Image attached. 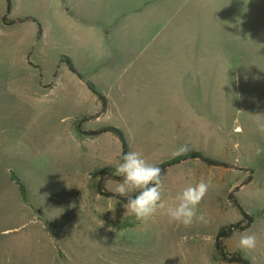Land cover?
Returning <instances> with one entry per match:
<instances>
[{
    "label": "rangeland",
    "instance_id": "rangeland-1",
    "mask_svg": "<svg viewBox=\"0 0 264 264\" xmlns=\"http://www.w3.org/2000/svg\"><path fill=\"white\" fill-rule=\"evenodd\" d=\"M20 4L37 23L25 24L23 40L0 35V264H227L216 236L242 220L230 193L254 222L223 245L264 264V134L256 124L264 115V0ZM87 83L104 96V112ZM75 124L119 129L129 150L156 166L197 152L227 167L186 160L169 168L165 209L142 222L96 188L117 195L119 180L109 176L120 161L117 138L79 136ZM181 145L189 151L178 153ZM96 169L105 175L90 176ZM201 179L210 185L199 206L207 222L169 223L167 206ZM242 233L255 234V249L240 248Z\"/></svg>",
    "mask_w": 264,
    "mask_h": 264
},
{
    "label": "clouds",
    "instance_id": "clouds-1",
    "mask_svg": "<svg viewBox=\"0 0 264 264\" xmlns=\"http://www.w3.org/2000/svg\"><path fill=\"white\" fill-rule=\"evenodd\" d=\"M257 129L264 134V115L257 114ZM189 151L187 145L178 147V153ZM115 176L121 179L116 182L115 192L127 198L124 204L126 213L133 214L137 220L147 222L158 211L165 209L162 200L163 180L161 169L150 163L139 151H129L123 154L116 163ZM209 183L201 179L195 184H188L175 196V202L167 206L164 214L169 223L190 226L194 222L206 223V216L199 213V206L207 195ZM134 195H131L133 194ZM109 210V209H107ZM102 221V220H101ZM103 221L100 226L103 225ZM257 237L255 234L242 233L239 237V246L244 250L255 249Z\"/></svg>",
    "mask_w": 264,
    "mask_h": 264
},
{
    "label": "trees",
    "instance_id": "trees-1",
    "mask_svg": "<svg viewBox=\"0 0 264 264\" xmlns=\"http://www.w3.org/2000/svg\"><path fill=\"white\" fill-rule=\"evenodd\" d=\"M6 3H7V13H9V11H10V0H6ZM21 21L22 20L17 19V20H14L12 23H14V22L18 23ZM23 21H33V22L37 23V21L34 18H25V19H23ZM3 22L4 23L7 22L6 18L3 19ZM41 36H42V30H41V27L38 25L37 38L39 39V38H41ZM60 62L64 63L67 66L69 72L72 73L74 76H76L79 80L82 81L81 75L76 71V69L74 68V66L71 63L69 58L61 57ZM86 86H87L88 90L93 95H95L97 97L98 101L101 103V106H102L101 112H104L106 109V103H105L106 100H105L104 96H102L100 93H98L96 91V89L93 87V85L87 83ZM74 131L79 136H98V135L104 134V133H111L117 138V140L120 143V146H121L120 160H121L123 154L129 152L128 142H127L124 134L119 129H116L114 127H107V128H103V129L96 130V131L86 132V131H82L80 129V124H78V125L75 124L74 125ZM186 160H199L202 163H204L205 165L210 166V167H225V168L227 167V165L224 163H220L218 161L204 157L200 153L192 152V153H187V154L177 156L175 158H172L170 160H167V161L160 163L158 165V167L161 169L162 179L165 175V172L169 168L176 166V165H179L180 163H182L183 161H186ZM105 172H106V170H104V169H96L90 173V176L94 177V176L99 175V174L105 175ZM109 176L113 179H117V180L121 179L120 177H115L114 175H109ZM10 180L12 182L16 183L19 192L24 196L25 195L24 187L18 181H14L13 177H11ZM250 180H251V177H248L246 182L241 184L240 187L249 183ZM96 188H97L98 194L100 196H103L106 198H117L121 202H123L124 204L127 203L126 197H121L119 195H115V194L107 193V192L104 193V192H102L101 186L99 184L96 186ZM236 190L237 189H235V191ZM227 200L232 205V207L241 214L242 220L240 222L230 224V225H228L226 227H222L220 229V231L218 232L216 239H215V250L218 254L219 259L224 263H227V264H251L250 261L247 260L246 258H244L240 253H229V252H227L225 246L223 245V241L230 238L233 233L243 232V231L247 230L254 222V218L247 215L241 209L237 200L233 197V195L231 193L227 196Z\"/></svg>",
    "mask_w": 264,
    "mask_h": 264
},
{
    "label": "crops",
    "instance_id": "crops-1",
    "mask_svg": "<svg viewBox=\"0 0 264 264\" xmlns=\"http://www.w3.org/2000/svg\"><path fill=\"white\" fill-rule=\"evenodd\" d=\"M22 2H23V0H10V11H9V13H7L6 0H0V35H2L1 32L3 30V32L6 35L11 34L12 37L16 38V39L19 38L20 40H23L25 38V36H27L25 24H27L29 22H32V23H35V22H33V21H23V19H25V18H32V17L27 16L26 14L22 15L20 13V7H21L20 3H22ZM145 12L149 13V14L152 13V12L154 13V6H152V7L151 6H147ZM4 18H6V21H7L6 23L3 22ZM17 19L22 20V21L18 22V23H15V22L12 23L14 20H17ZM89 84L93 85L92 83H89ZM93 87H94V85H93ZM86 88H87V86H86ZM87 90H88V88H87ZM251 180H250V182H251Z\"/></svg>",
    "mask_w": 264,
    "mask_h": 264
}]
</instances>
